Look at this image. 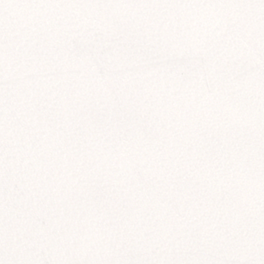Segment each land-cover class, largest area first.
<instances>
[{
	"label": "snow or ice",
	"instance_id": "snow-or-ice-1",
	"mask_svg": "<svg viewBox=\"0 0 264 264\" xmlns=\"http://www.w3.org/2000/svg\"><path fill=\"white\" fill-rule=\"evenodd\" d=\"M0 264H264V0H0Z\"/></svg>",
	"mask_w": 264,
	"mask_h": 264
}]
</instances>
